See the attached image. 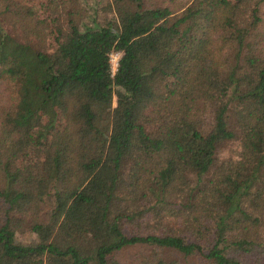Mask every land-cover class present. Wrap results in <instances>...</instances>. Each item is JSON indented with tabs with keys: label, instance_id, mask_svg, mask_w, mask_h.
<instances>
[{
	"label": "trees",
	"instance_id": "trees-1",
	"mask_svg": "<svg viewBox=\"0 0 264 264\" xmlns=\"http://www.w3.org/2000/svg\"><path fill=\"white\" fill-rule=\"evenodd\" d=\"M63 2L0 0V264H264V0H111L46 50Z\"/></svg>",
	"mask_w": 264,
	"mask_h": 264
},
{
	"label": "rangeland",
	"instance_id": "rangeland-1",
	"mask_svg": "<svg viewBox=\"0 0 264 264\" xmlns=\"http://www.w3.org/2000/svg\"><path fill=\"white\" fill-rule=\"evenodd\" d=\"M27 2L35 11L39 12L40 8L43 5V0H21ZM64 4L57 5V8H50L48 11L55 12L44 16L45 22L42 26L40 33V43L44 46V49L51 50L54 47L53 35L60 31L62 34L67 31L68 19L71 18L75 21L76 25L81 22H89L90 19H93L99 25L105 24L108 20L113 18V8L111 0H63ZM261 17L264 22V3L261 5ZM47 13V11H46ZM119 57V53L112 52L110 54V67H114ZM0 98L5 100L6 107L9 103H12V106L15 103V93L13 92V87L8 82L0 79ZM114 103V102H113ZM209 126V118L206 120ZM208 127H204L206 130ZM239 150V141L238 138L225 140L220 143L214 153L213 166L202 178H205L212 172V170L217 166L222 160L235 157L237 151ZM127 170V166H123ZM123 170V174H126ZM189 178L191 181L195 180V176L190 174ZM2 207L0 201V209ZM40 216L42 219H45V213L41 212ZM1 218V212H0ZM170 219V217H168ZM150 218L148 217V225L150 224ZM175 222V221H174ZM175 223L171 224L173 226ZM154 232H158V229H154ZM15 240L22 244L29 243L34 240V235L30 232H20L15 236ZM140 248L138 247H123L118 251H113L111 254L114 258L120 261L130 260L131 257L136 254ZM162 255L168 259H176L180 264H204L200 257L195 255L183 256L180 253H177L174 250L163 249L161 250Z\"/></svg>",
	"mask_w": 264,
	"mask_h": 264
},
{
	"label": "built area",
	"instance_id": "built-area-1",
	"mask_svg": "<svg viewBox=\"0 0 264 264\" xmlns=\"http://www.w3.org/2000/svg\"><path fill=\"white\" fill-rule=\"evenodd\" d=\"M116 64L114 65V67H111V72H113L115 70Z\"/></svg>",
	"mask_w": 264,
	"mask_h": 264
}]
</instances>
